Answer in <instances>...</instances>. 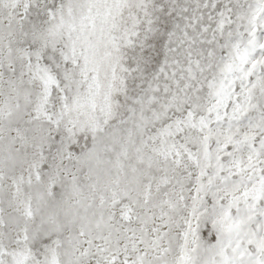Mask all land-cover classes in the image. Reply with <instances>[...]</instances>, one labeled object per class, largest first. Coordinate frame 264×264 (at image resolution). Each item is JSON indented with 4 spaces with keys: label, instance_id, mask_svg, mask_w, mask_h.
Returning <instances> with one entry per match:
<instances>
[{
    "label": "snow or ice",
    "instance_id": "6c2138e0",
    "mask_svg": "<svg viewBox=\"0 0 264 264\" xmlns=\"http://www.w3.org/2000/svg\"><path fill=\"white\" fill-rule=\"evenodd\" d=\"M0 264H264V0H0Z\"/></svg>",
    "mask_w": 264,
    "mask_h": 264
}]
</instances>
